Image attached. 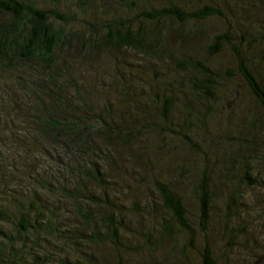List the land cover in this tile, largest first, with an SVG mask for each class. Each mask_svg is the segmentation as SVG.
Segmentation results:
<instances>
[{
	"label": "trees",
	"instance_id": "16d2710c",
	"mask_svg": "<svg viewBox=\"0 0 264 264\" xmlns=\"http://www.w3.org/2000/svg\"><path fill=\"white\" fill-rule=\"evenodd\" d=\"M113 1L107 9L109 19L99 25L105 30L108 29L109 33L101 38L97 35V28L90 29L87 34L89 36L81 40L82 52L90 49L95 54L106 49L109 55L117 57V51L125 49L157 63L167 61L175 66L176 71L185 72V75L179 76L188 82L187 89L182 94L190 92L195 103H188L184 98L180 101L175 94V81H160L156 71L152 73L154 76L147 83L146 89L143 87L146 81L141 77L146 70L149 71L148 64L144 62L138 69L134 67L133 71L126 69L123 74L118 65L126 66L122 60L118 62L120 58H117L118 65L115 67L119 91L112 98L113 103L106 99L98 104L81 95L78 87H74L75 99H72L61 89V85L55 84L53 76L45 83L38 81L40 85L37 80L24 82L21 86L25 91L39 90L43 95L36 96V106L30 111L27 109L23 112L16 103L11 113L22 115L43 140L50 142V147L43 149L40 156L47 159L60 148L74 161V169L78 173L77 185L64 188L63 198L66 197L76 205L75 210L77 216L80 215V221H76L77 225H70L67 220L61 226L64 221V208L60 202L62 196H46L44 192L48 195L53 193L54 182L42 176L47 180V186L43 184L42 189L46 191H42V195L36 189L29 192L21 190L18 197H13L10 211L4 212L0 208V225L5 224L2 218L6 216V212L10 213L7 217L13 223L8 233L0 231V264H53L54 260L46 248L43 253H32L24 243V239L31 237L40 246L39 235L42 232L51 245L56 246L58 243L56 247L60 252L66 251L57 264H170L176 260L178 264H228L236 251H239L240 242L246 239L247 228L234 222L235 214L228 202L218 199L216 185L209 179L210 173L215 172L210 171L207 164L206 168L198 169V183L188 186L194 200V206L189 208V200L184 192L175 190L164 177L163 181L154 177L160 172L152 171L155 159L148 151L151 149L156 153H163L164 162V151L167 155L170 147L168 140H178L192 151L199 152L200 147L195 137H199L201 132L208 134L209 126L214 124V110L220 105L219 97L226 94L224 97L230 98L236 92L232 87L234 73L239 75L259 106L261 116L258 126L264 133V0H257L255 4L249 5L242 0H224L221 2L222 7L211 0V5L203 3L198 9H191L198 0H168L167 4L160 7L143 9L128 17L120 13L132 11L138 5L131 0ZM81 6L85 10L86 5ZM0 16V64L12 70L33 62L38 66L43 65L45 73H49L53 66L54 47L70 46V40L62 26L55 28L49 20L64 24L71 18L55 8H40L29 0H0ZM210 17L222 22L226 29L214 34L212 43L204 45L202 50L210 58L219 53L223 45L229 47L235 61L234 72L228 68H213L207 63V57L176 56L170 49V44L176 41V37L180 48L183 34H188L185 29L187 24ZM135 20L155 24L167 21L170 28L150 34L142 25L135 29ZM172 31L178 35L174 37L170 33ZM49 82H53L52 85L45 87ZM54 89L59 93L52 91ZM3 124L5 126L0 128V136H6L5 141H10L16 126L12 119L6 118ZM0 141L1 144L5 143L1 139ZM86 149L88 151L84 154ZM213 151L214 149L210 153ZM249 153L255 154L239 151L240 158L237 161L246 168L241 177L243 184H248L253 179L250 165L254 162V156L248 155ZM167 156L174 163L170 165L171 171H177L179 179L183 181L186 171L176 158ZM118 162L134 165L141 171V180L144 178L142 185L155 188L162 210L158 221L160 239H153L148 230L142 235L139 244H136L129 242L123 233L127 234L128 231L131 235L132 231L125 225V217L120 212L119 205L116 206L108 197L106 187L110 184L103 178L110 167L120 174L128 173L126 167L124 170L118 169ZM100 164L107 171L101 169ZM196 169L197 167H193L192 174L188 177L193 178ZM13 171L14 167L0 157V192H3L7 173L10 175ZM161 173L165 174L164 171ZM84 177L91 179L95 187L103 192L101 196H83L84 199L94 202V210L92 206L82 209L78 204V188ZM216 208L218 211H215ZM215 213L219 216V221L216 220L213 227ZM210 229L219 233L220 241L224 242L220 257L207 239ZM19 239L20 243L16 244ZM163 244L173 251L170 262L163 258ZM82 245L87 246V253L82 249L80 251ZM222 258L225 259L223 263Z\"/></svg>",
	"mask_w": 264,
	"mask_h": 264
},
{
	"label": "rangeland",
	"instance_id": "374dc122",
	"mask_svg": "<svg viewBox=\"0 0 264 264\" xmlns=\"http://www.w3.org/2000/svg\"><path fill=\"white\" fill-rule=\"evenodd\" d=\"M29 1H33L40 8H55L61 14L71 18L64 24L49 20L54 24L55 28L62 26L70 40V46L64 45L62 48H60V46L54 47L52 56L53 66L49 70V73H45L43 65L38 66L33 62L22 65L23 67H18L14 70L0 64V111H2L0 112V128L5 126L3 124L5 118L12 119L16 126V131L13 132V138L9 139L10 141H5L7 138L6 136H0V139L6 143L1 144L0 141V157L5 159L8 165L14 167L13 173L10 175L7 173L5 183L3 182V192H0V208H3L2 210H4V212L10 211L13 197H18L21 190L29 192L30 190L36 189L38 193L41 194L42 191H46L42 189L43 184L47 186L46 179H52V182H54V187L52 188L53 193H49L48 195V193L44 192V194L49 197L62 196V201L60 202H62V207L64 208V221L61 223V226L63 227L67 220L70 225H77L75 223L77 220L80 221V215L77 216L75 210L76 205L66 197L63 198L64 188H71L72 185H77L76 179L78 178V173L74 169L75 163L70 160L60 148H58L52 156H48L47 159L44 156H40L43 149L50 147V142L43 140L34 127L30 126L25 121L22 115L18 116V114L11 113V111L14 107L13 105L16 103L21 106L23 112L27 109V111H30L36 106V96L43 94L38 89H36L38 91L34 89L32 91L30 90L32 93L28 90L25 91L21 85H24V82L27 80H37V82L40 81L45 83L50 76H53L55 84L61 85V89L72 99L75 96L74 87H78L81 95L87 96V98L92 99L98 104L102 103V101H106V99L112 102V98L115 97L119 91V81L115 74L117 68L115 67L118 65L117 58H120L118 62L122 60L127 67L120 64L118 65V69L123 74L126 73V69L128 71H133L134 67L138 69L140 65H144V62L148 64L149 71L147 72L146 70V73L141 77L146 81L143 86L146 87V89L147 83L152 81L151 79L154 76L152 73L156 71V75L159 76L158 79L160 81L164 82L167 79L171 83H173V80L175 81L174 90L180 101H183L184 98V101L188 103H195V99L190 92L182 94V91L187 89L188 82L180 79L179 76L185 75V72L181 70L176 71L177 69L175 66L167 61L166 63H157V61L142 57L137 52L125 49L117 51V57L111 54L109 55L106 49L95 54H92L90 49L86 50L84 53L82 52L81 40L89 36L87 34L90 29L97 28V35L101 38L109 33L108 29L105 30L99 25L104 24L105 20L109 19L107 9L110 8V5H112L110 3L114 2L113 0H60L59 2H51L50 0ZM131 1H134L138 7L132 9L133 12L129 10L123 11L120 15L124 17L126 15V17L133 16L143 9L160 7L167 4L168 0ZM173 1L176 2V0ZM199 1L200 0L196 1L191 9L201 8L204 4H212L210 3L211 0ZM213 1L221 6V2L224 0ZM256 1L257 0H242V2H245L247 5L255 4ZM181 2H183L184 5L186 4L184 1ZM81 4L86 5L85 10H83ZM140 25L150 34L162 30L163 28H170L167 21H161L158 24L143 21L139 22L138 20L133 22L135 29ZM185 29L188 31V34H183L184 37L180 41V43H182L180 48L177 45V37L175 42L169 43L170 49L176 56L207 57V63L217 70L228 68L232 72L236 71L233 52L229 47L223 45L219 53L210 58L205 51L202 50L204 45L212 43L214 34L226 29L222 22L214 17H210L202 21L191 22L187 24ZM173 32L174 31L170 33L174 37L178 35ZM73 33L77 35H73ZM231 33L234 35L232 31ZM234 74L232 87L236 92H234L230 98L224 97L226 94L219 97L220 105L214 110V124H212L211 127L209 126L207 135L201 132L198 135L199 137H195L200 151H192L181 141L168 140L170 147L167 155L176 158L178 164L186 171L183 181L179 179L177 171H171L170 165L173 160H171L172 158L167 159L170 156L165 155V151L164 158H166V160H164V162H162L163 153H156L149 149L148 154L157 162L156 163L154 160L155 163H152V171L160 172V174H155L154 177L162 179V181L164 177V180L175 190L184 192L186 198L189 200V208L194 206V200H192L193 194L191 188H188V186H195L198 183V169L202 170L206 168L207 164L210 171L215 172L210 173L209 179L210 182L216 185L215 192L218 199L220 201H225V203L228 202V205L235 214L236 219H234V222L245 225L247 228L246 239L240 242L239 251H236L228 264H264V133L259 130L258 126L261 110L249 94L239 75L236 73ZM21 79H23V82H20ZM52 83L53 82H49L45 84V87H50ZM38 84L40 85L39 82ZM52 91L57 94L59 93L56 89ZM146 92L147 91L144 93L148 96ZM147 98L150 99V95ZM77 102L78 99L75 100V103ZM213 149L214 151L210 153ZM87 151L86 149L83 153L85 154ZM239 151H244L245 153L255 152V154H248L254 156L252 159L254 162L250 165L253 179L248 184H243L241 180L243 171L246 168L242 166L241 162H237L240 158ZM124 164L118 162L116 166L118 165V169L120 170H124L126 167L128 175L120 174L111 167L110 170L106 167L108 169L107 171L104 165L100 164L101 169L107 171L103 178L110 184L106 187L107 195L116 206L119 205L120 212H122L125 217V225L132 231L131 235L128 231L127 234L125 232L123 233L127 236L129 242H136V244H139V241L142 240V235L148 230L151 232L152 238L158 240L160 239L158 237V221L162 215V210L158 204L159 198L154 191L155 188L150 185L143 186L141 182L144 178L142 180L140 178L141 171L134 165H129L127 162H124ZM172 164L174 165V163ZM193 167H197L196 173L193 178H190L188 176L192 174ZM134 168H136L135 172H133ZM163 171L165 174L161 173ZM130 176H134V178H130ZM78 189V195L80 197L78 204L80 208L86 210L88 207L92 206L93 210L96 209L94 202L84 199L83 196L88 194L101 196L103 192L96 188L92 180L88 177L83 178ZM229 199H231V201H229ZM3 204L7 208H5ZM217 205L221 204L217 203ZM215 211H218V208H216ZM6 213V216L4 215L2 218L5 224L0 225V231L8 233L13 223L10 221V218L7 217L10 213ZM231 213L230 211V214ZM214 215L216 216L213 217V227H215L216 220L219 221L217 213ZM116 216L118 217L117 213ZM213 229H210L207 234V239L213 246L215 253L220 257L224 242L222 243L220 241L221 237L219 233H215ZM44 237H46L45 233L42 232L41 235H39L40 246H37L34 242V238L31 237L29 239H24V243L32 253H43L44 248H46L51 254V258L55 261L52 260V263L57 264L56 262L58 259L63 257L66 251L60 252L61 250L56 247L58 243L56 246L51 245ZM0 238H2L1 234ZM19 243L20 239L16 244ZM79 249L80 251L82 249V251L88 252L87 246L82 245ZM162 250L165 252L163 258L170 262V260L173 259L172 249L170 247L167 248L166 245L163 244ZM191 255L195 259V255L193 253ZM222 259L223 263L225 259ZM170 264H178V261L176 260V262Z\"/></svg>",
	"mask_w": 264,
	"mask_h": 264
}]
</instances>
